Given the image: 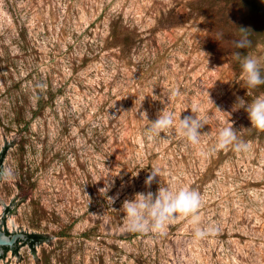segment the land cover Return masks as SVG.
Masks as SVG:
<instances>
[{"label": "rangeland", "instance_id": "1", "mask_svg": "<svg viewBox=\"0 0 264 264\" xmlns=\"http://www.w3.org/2000/svg\"><path fill=\"white\" fill-rule=\"evenodd\" d=\"M241 25L258 28L247 49L232 44ZM249 54L264 77V14L250 0H0V152L15 141L2 161L14 173L0 180V200L13 201L5 223L56 236L5 262L264 264L263 131L233 110L264 95L244 85ZM192 107L207 121L198 144L144 136L165 108L178 124ZM224 127L249 150L217 148ZM161 184L201 193L199 227L216 231L196 239L177 215L161 233L128 232L123 202Z\"/></svg>", "mask_w": 264, "mask_h": 264}, {"label": "clouds", "instance_id": "2", "mask_svg": "<svg viewBox=\"0 0 264 264\" xmlns=\"http://www.w3.org/2000/svg\"><path fill=\"white\" fill-rule=\"evenodd\" d=\"M240 37L232 41L236 49H247L251 46L247 30L240 28ZM207 54V53H206ZM240 57L241 53H236ZM242 79L248 88L264 84V77L261 76L260 62L252 55H245L241 61ZM210 98V95H209ZM211 100V98H210ZM212 102V100H211ZM213 103V102H212ZM214 104V103H213ZM217 108V107H216ZM244 108L251 122V128L264 131V95L258 96L251 103L244 98L237 97V102L233 110ZM194 115H186L176 123L174 113L166 108L158 114L155 121H149V126L144 131V136L148 140L174 130L176 134L184 137L192 144L200 142L201 129L207 121L199 116V108H190ZM221 111L219 108H217ZM142 118H147V113H141ZM148 119V118H147ZM232 146L237 152H247L250 145L243 140H238L233 127H224L217 136L216 147L224 149ZM13 170L7 166H0V180L7 181L13 177ZM161 177V169L152 167L150 174L145 179V186L151 187L156 177ZM106 186L100 192L106 193L111 186L107 181ZM202 205V195L198 191L188 187L174 188L172 186H161L156 193H136L134 198L126 199L121 207L124 219V227L128 232H148L161 233L170 221L177 215L189 217L191 223L196 225L194 237L202 239L216 231L214 226L199 227L200 218L196 214Z\"/></svg>", "mask_w": 264, "mask_h": 264}, {"label": "water", "instance_id": "3", "mask_svg": "<svg viewBox=\"0 0 264 264\" xmlns=\"http://www.w3.org/2000/svg\"><path fill=\"white\" fill-rule=\"evenodd\" d=\"M4 139H5V146L3 147V149L0 152V158H1L2 154H3V152L7 150V148L9 147V145H12L13 146V144L15 143V141L13 140L12 142H10V144H8V142L6 141V138L5 137H4ZM0 166H2V161H0ZM0 198H1V196H0ZM12 202L13 201H11L9 205H6L5 202L2 199L0 200V203H3V204L6 205V209L3 211L4 216H3V219H2V223H0V257H3L5 264H9V262L11 261V258H9V261L8 262H5V256L7 255V247H9L10 249L13 250L12 256L15 253H16L17 256H20V253L18 252V250H20V246H22V245H24L26 243H28L30 245L31 249H33V250L36 251L35 246L31 245V243L29 242V234L28 233H25V230L23 229V226H22V231L21 232H19V230H18V232H16L14 230V228H13V232L12 233L9 232L8 227L6 226V223H5V219H6L5 213L8 210L11 212L10 205L12 204ZM2 224L5 225V229L1 228ZM12 224L14 226V222ZM32 233H34V231H32ZM43 235L46 236V241L50 245L53 243L51 241V239H53L54 237H56V236L47 235V234H43ZM19 240H24V242L22 244H19ZM37 244L39 245V243H37ZM21 258H23V257L21 256ZM21 258H20V261H21Z\"/></svg>", "mask_w": 264, "mask_h": 264}, {"label": "trees", "instance_id": "4", "mask_svg": "<svg viewBox=\"0 0 264 264\" xmlns=\"http://www.w3.org/2000/svg\"><path fill=\"white\" fill-rule=\"evenodd\" d=\"M250 3L252 4V6L256 7L257 8V11L260 13V14H264V0H263V3L261 2V0H250ZM240 28H244L247 30V34H248V38L251 40V46H252V42H254L256 40V31L258 30V28L256 26H248V25H241L239 27V34L241 35L240 33ZM117 30L114 29V33L116 34ZM236 58V56H235ZM239 58L235 59V61H237V64L239 62ZM264 86V84H262ZM264 90V87H260ZM262 137H264V131L261 133ZM6 156V151L3 152L1 158H0V161H3L4 158ZM46 240V236L41 234V233H30L29 234V242L31 243V245L35 246L37 243H42ZM10 248L7 247V250H9Z\"/></svg>", "mask_w": 264, "mask_h": 264}]
</instances>
